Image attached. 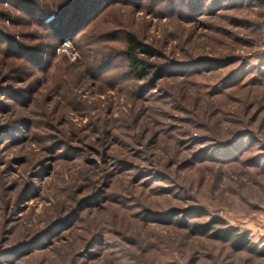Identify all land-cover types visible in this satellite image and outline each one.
Listing matches in <instances>:
<instances>
[{"label": "rangeland", "instance_id": "1", "mask_svg": "<svg viewBox=\"0 0 264 264\" xmlns=\"http://www.w3.org/2000/svg\"><path fill=\"white\" fill-rule=\"evenodd\" d=\"M190 204L254 247L168 220ZM263 242L264 0H0V264H264Z\"/></svg>", "mask_w": 264, "mask_h": 264}, {"label": "trees", "instance_id": "2", "mask_svg": "<svg viewBox=\"0 0 264 264\" xmlns=\"http://www.w3.org/2000/svg\"><path fill=\"white\" fill-rule=\"evenodd\" d=\"M127 64L132 72L136 76H143L148 73L152 64L147 62L142 54L152 55V47L138 38L134 33L127 32L124 35ZM159 69L154 72L153 80L159 74ZM179 214L173 212L168 216L169 221H173L180 227L187 228L195 233H208L211 237L222 240H229V244L232 248H253L254 245L250 243L248 233L246 230L240 229L236 224L229 223L225 217L220 213L209 214V216L203 220H192V217L203 216L207 214V211L203 205L190 204L181 208Z\"/></svg>", "mask_w": 264, "mask_h": 264}, {"label": "built area", "instance_id": "3", "mask_svg": "<svg viewBox=\"0 0 264 264\" xmlns=\"http://www.w3.org/2000/svg\"><path fill=\"white\" fill-rule=\"evenodd\" d=\"M64 44H67V41H65Z\"/></svg>", "mask_w": 264, "mask_h": 264}, {"label": "crops", "instance_id": "4", "mask_svg": "<svg viewBox=\"0 0 264 264\" xmlns=\"http://www.w3.org/2000/svg\"><path fill=\"white\" fill-rule=\"evenodd\" d=\"M263 243H264V242H263ZM259 245H261V243H260Z\"/></svg>", "mask_w": 264, "mask_h": 264}]
</instances>
